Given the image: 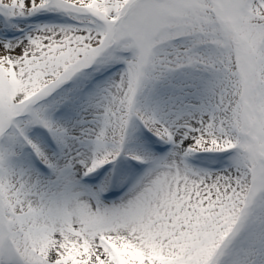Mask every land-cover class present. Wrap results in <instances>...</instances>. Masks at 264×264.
Here are the masks:
<instances>
[{
  "label": "snow or ice",
  "instance_id": "1",
  "mask_svg": "<svg viewBox=\"0 0 264 264\" xmlns=\"http://www.w3.org/2000/svg\"><path fill=\"white\" fill-rule=\"evenodd\" d=\"M0 264H264V0H0Z\"/></svg>",
  "mask_w": 264,
  "mask_h": 264
}]
</instances>
